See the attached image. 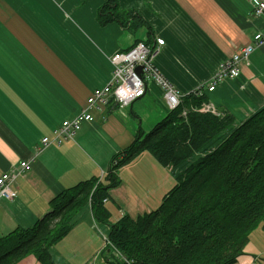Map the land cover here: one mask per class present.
<instances>
[{
    "label": "crops",
    "instance_id": "crops-1",
    "mask_svg": "<svg viewBox=\"0 0 264 264\" xmlns=\"http://www.w3.org/2000/svg\"><path fill=\"white\" fill-rule=\"evenodd\" d=\"M107 1L0 0V174L34 158L14 184L17 197L0 202V237L33 227L66 189L91 178L106 184L114 155L133 143L140 128L150 132L171 111L165 88L150 81L142 98L124 107L109 100L73 139L40 150L43 137L79 114L93 90L109 82L110 57L117 51L141 41L154 47L157 37L164 38L156 64L184 97L207 86L225 58L253 44L237 78L204 92L209 104L238 123L264 106V45L254 41V33L264 31V14L254 13L253 0H119L121 8L138 13L134 25L146 22L136 32L99 22L98 10ZM118 175L120 183L105 202L112 221L157 209L176 184L170 168L148 151ZM98 224L85 206L70 233L51 248L55 264H92L97 255L101 264H113L109 227L104 224L102 237L91 233ZM263 230L252 235L236 264H264V236L255 240ZM36 262L30 255L17 264Z\"/></svg>",
    "mask_w": 264,
    "mask_h": 264
},
{
    "label": "trees",
    "instance_id": "trees-1",
    "mask_svg": "<svg viewBox=\"0 0 264 264\" xmlns=\"http://www.w3.org/2000/svg\"><path fill=\"white\" fill-rule=\"evenodd\" d=\"M137 14L108 0L98 20L136 32L146 25L133 24ZM203 102L205 93L182 97L150 132L140 128L133 143L114 155L106 184L91 178L66 189L33 227L0 237V264H17L30 255L36 264H54L51 248L70 233L74 217L87 205L95 220L109 227L107 241L117 250L114 264H128L123 256L132 264H236L251 234L264 229V106L238 123L225 110L222 116L196 110ZM145 151L170 168L176 184L157 209L112 221L105 204L109 190L120 183L119 169Z\"/></svg>",
    "mask_w": 264,
    "mask_h": 264
},
{
    "label": "built area",
    "instance_id": "built-area-1",
    "mask_svg": "<svg viewBox=\"0 0 264 264\" xmlns=\"http://www.w3.org/2000/svg\"><path fill=\"white\" fill-rule=\"evenodd\" d=\"M253 4L256 15L264 14V1L253 0ZM254 41L256 45H264V31L254 33ZM164 44L165 39L157 37L154 47L148 45L145 41H141L129 50L117 51L112 54L110 57L112 74L109 82L93 90L79 114L71 119L64 120L52 130L50 136L43 137L40 150L52 144L60 145L73 139L85 122L94 120L93 110L97 107H102L109 100H113L124 107L142 98L148 90L150 81H156L165 88V100L168 107L171 110L176 108L182 100L181 92L166 79L156 64L157 52ZM253 50L254 45L247 44L239 53L225 58L211 82L207 86L205 83L199 86L195 93L201 96L206 89L214 90L218 82L237 78L241 73L240 64L242 60H248ZM138 67L142 68L140 73L138 72ZM205 107L212 112L216 111V107L209 104V102L205 104ZM183 114L186 115L187 112L184 111ZM33 161L34 158L32 160H21L12 169L0 174V202L3 199L13 200L17 197L18 191L14 184L22 175L32 169Z\"/></svg>",
    "mask_w": 264,
    "mask_h": 264
},
{
    "label": "rangeland",
    "instance_id": "rangeland-1",
    "mask_svg": "<svg viewBox=\"0 0 264 264\" xmlns=\"http://www.w3.org/2000/svg\"><path fill=\"white\" fill-rule=\"evenodd\" d=\"M195 94V93H194ZM207 102H203L202 104H201V106L200 107H198L196 110H198V111H201V109H202V111L201 112H211V113H214L215 115H218V116H222V112L220 111V110H218L217 108H216V111H214V112H212L211 110H208V109H206V107H205V104H206ZM263 107V106H262ZM261 107V108H262ZM194 109V110H195ZM204 109V110H203ZM259 110V109H258ZM247 119V118H246ZM245 119V120H246ZM243 122V121H242ZM241 123V122H240ZM108 172H109V169H107V173H106V175L104 176L105 177V179H106V183L108 182L107 181V174H108ZM100 178V177H99ZM105 229H106V226L104 225V224H98V227L96 228V229H91V233L94 231V233L96 234V235H99V236H101L102 237V234H103V231H105ZM260 229H263V228H260ZM259 229H257V230H255L252 234H251V236H250V239H254V236L252 237V235L256 232V231H258ZM259 232H261V231H259ZM263 233L262 234H258V233H256V236H255V240L257 239V237L258 236H261V235H263L264 236V230L262 231ZM107 237V236H106ZM257 243H259V244H261V241H257ZM113 248V250H114V256H115V259H116V255H115V252L117 251L114 247H112ZM120 255H122V254H120ZM122 259H124V261H126V262H128V264H132V262L131 261H129L125 256H123L122 257ZM101 261V262H100ZM100 262V264L102 263V259H100V256L99 255H97V257H96V259H94L93 261H92V264H98ZM106 263L107 264H112L111 262H107L106 261ZM54 264H55V261H54ZM114 264V263H113Z\"/></svg>",
    "mask_w": 264,
    "mask_h": 264
},
{
    "label": "water",
    "instance_id": "water-1",
    "mask_svg": "<svg viewBox=\"0 0 264 264\" xmlns=\"http://www.w3.org/2000/svg\"><path fill=\"white\" fill-rule=\"evenodd\" d=\"M137 69H138V72L140 73L142 68L141 67H138Z\"/></svg>",
    "mask_w": 264,
    "mask_h": 264
}]
</instances>
